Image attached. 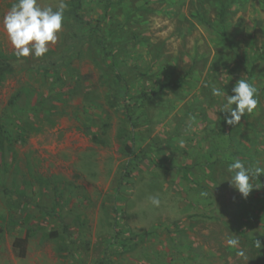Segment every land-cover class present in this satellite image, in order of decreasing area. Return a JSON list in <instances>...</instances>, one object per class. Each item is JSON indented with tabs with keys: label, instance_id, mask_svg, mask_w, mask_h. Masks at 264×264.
<instances>
[{
	"label": "rangeland",
	"instance_id": "rangeland-1",
	"mask_svg": "<svg viewBox=\"0 0 264 264\" xmlns=\"http://www.w3.org/2000/svg\"><path fill=\"white\" fill-rule=\"evenodd\" d=\"M15 2L0 0L17 65L0 82V264H264V175L243 198L227 172L264 167V0H82L79 20L64 0L45 58L70 63L49 74L14 55ZM242 77L259 104L231 126L211 87L226 99Z\"/></svg>",
	"mask_w": 264,
	"mask_h": 264
},
{
	"label": "clouds",
	"instance_id": "clouds-1",
	"mask_svg": "<svg viewBox=\"0 0 264 264\" xmlns=\"http://www.w3.org/2000/svg\"><path fill=\"white\" fill-rule=\"evenodd\" d=\"M66 9L67 4L64 0H61L55 9L51 6L42 7L39 0H16L4 15L2 23L18 62L28 57L40 59L46 56L50 46L56 44L63 30ZM232 93V95L227 94L224 99L225 89L215 85L211 87L212 96L222 100L220 112L230 114L226 116V123L238 126L243 116L252 114L257 108L258 90L242 77L232 88ZM227 172L230 174L231 186L243 198H247L255 188L252 180L264 175V167H246L245 162L237 158L228 165ZM201 195L207 193L202 192ZM148 200L154 207L161 205L159 194L149 196ZM226 244L230 248L238 249V255H245L243 251H239L238 236L233 234L226 237ZM261 246V241L256 239L255 247L261 248Z\"/></svg>",
	"mask_w": 264,
	"mask_h": 264
},
{
	"label": "trees",
	"instance_id": "trees-1",
	"mask_svg": "<svg viewBox=\"0 0 264 264\" xmlns=\"http://www.w3.org/2000/svg\"><path fill=\"white\" fill-rule=\"evenodd\" d=\"M72 3L73 5L71 9L66 13V16L70 18L73 17L75 20H79L80 19L79 11L82 10V0H72ZM11 59L12 58H6L0 55V82L7 73L12 72L15 66H17L15 65V63H13L14 61H16V59L14 58L12 60ZM69 63H70V56L68 53H66L64 49L62 53L57 57H52V56L46 58L44 57L39 62L34 63L33 67L35 68V70H39L44 72L45 74H49L54 70H60L68 66ZM63 231L68 236L71 235L70 230L68 229L67 226L63 227ZM27 243L28 241L26 238L23 239L17 238L14 241L13 247L15 250H19L18 256L21 258L25 257ZM125 246L126 245H124V241L123 243L115 244V248L117 251L122 250L123 247ZM64 250L66 251L67 248Z\"/></svg>",
	"mask_w": 264,
	"mask_h": 264
}]
</instances>
